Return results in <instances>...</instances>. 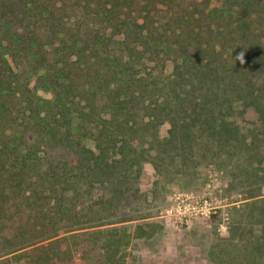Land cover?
<instances>
[{
  "label": "trees",
  "instance_id": "obj_1",
  "mask_svg": "<svg viewBox=\"0 0 264 264\" xmlns=\"http://www.w3.org/2000/svg\"><path fill=\"white\" fill-rule=\"evenodd\" d=\"M207 170L242 196L209 261L264 264V0H0V264H126Z\"/></svg>",
  "mask_w": 264,
  "mask_h": 264
},
{
  "label": "rangeland",
  "instance_id": "obj_2",
  "mask_svg": "<svg viewBox=\"0 0 264 264\" xmlns=\"http://www.w3.org/2000/svg\"><path fill=\"white\" fill-rule=\"evenodd\" d=\"M146 174L144 181L149 186L153 178L149 170ZM170 186L156 190L152 210L160 209L159 215L146 220L157 224L159 231L150 239L131 237L124 251L126 264H211L210 244L217 236L226 237L228 208L240 203L242 196L226 192V180L213 170H207L186 188ZM30 254L17 252L1 259L24 264ZM98 254L90 250L83 258L78 255L61 264H101Z\"/></svg>",
  "mask_w": 264,
  "mask_h": 264
},
{
  "label": "clouds",
  "instance_id": "obj_3",
  "mask_svg": "<svg viewBox=\"0 0 264 264\" xmlns=\"http://www.w3.org/2000/svg\"><path fill=\"white\" fill-rule=\"evenodd\" d=\"M243 55H244V53L243 52H241L239 55H237V59L240 61V63H243L244 61H243Z\"/></svg>",
  "mask_w": 264,
  "mask_h": 264
}]
</instances>
